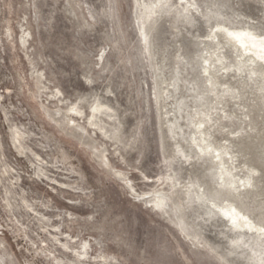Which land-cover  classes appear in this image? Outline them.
<instances>
[{"label": "rangeland", "instance_id": "obj_1", "mask_svg": "<svg viewBox=\"0 0 264 264\" xmlns=\"http://www.w3.org/2000/svg\"><path fill=\"white\" fill-rule=\"evenodd\" d=\"M0 144V264H264V0H0Z\"/></svg>", "mask_w": 264, "mask_h": 264}, {"label": "bare ground", "instance_id": "obj_2", "mask_svg": "<svg viewBox=\"0 0 264 264\" xmlns=\"http://www.w3.org/2000/svg\"><path fill=\"white\" fill-rule=\"evenodd\" d=\"M60 113V112H59ZM66 117V116H65ZM10 124V123H9ZM9 131L10 133L8 134V139L10 144H12L13 147H15L17 149L18 152H20L21 148H24L23 146L21 145H17L19 144V136L21 135L20 132L18 131V129L15 127V126H10L9 127ZM22 133V132H21ZM1 146V144H0ZM1 150V149H0ZM22 154V152H20ZM3 155V154H2ZM22 157V156H21Z\"/></svg>", "mask_w": 264, "mask_h": 264}, {"label": "snow or ice", "instance_id": "obj_3", "mask_svg": "<svg viewBox=\"0 0 264 264\" xmlns=\"http://www.w3.org/2000/svg\"><path fill=\"white\" fill-rule=\"evenodd\" d=\"M231 35V34H230Z\"/></svg>", "mask_w": 264, "mask_h": 264}]
</instances>
